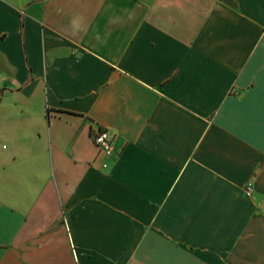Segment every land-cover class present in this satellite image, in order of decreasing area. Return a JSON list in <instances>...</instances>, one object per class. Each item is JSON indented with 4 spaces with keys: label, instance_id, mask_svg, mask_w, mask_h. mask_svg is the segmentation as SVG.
<instances>
[{
    "label": "crops",
    "instance_id": "obj_1",
    "mask_svg": "<svg viewBox=\"0 0 264 264\" xmlns=\"http://www.w3.org/2000/svg\"><path fill=\"white\" fill-rule=\"evenodd\" d=\"M262 198L264 0H0V264H264Z\"/></svg>",
    "mask_w": 264,
    "mask_h": 264
},
{
    "label": "built area",
    "instance_id": "obj_2",
    "mask_svg": "<svg viewBox=\"0 0 264 264\" xmlns=\"http://www.w3.org/2000/svg\"><path fill=\"white\" fill-rule=\"evenodd\" d=\"M93 144L96 146L99 152L104 155H109L112 150V135L109 134L108 130L102 126L96 127L91 134ZM251 193L250 186H246L242 190L244 196H249ZM262 200H264L262 198Z\"/></svg>",
    "mask_w": 264,
    "mask_h": 264
}]
</instances>
